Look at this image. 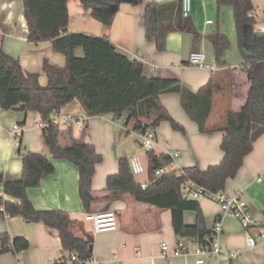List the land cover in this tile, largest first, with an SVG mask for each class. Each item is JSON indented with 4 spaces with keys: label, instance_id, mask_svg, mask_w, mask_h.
<instances>
[{
    "label": "crops",
    "instance_id": "crops-1",
    "mask_svg": "<svg viewBox=\"0 0 264 264\" xmlns=\"http://www.w3.org/2000/svg\"><path fill=\"white\" fill-rule=\"evenodd\" d=\"M163 1L165 0H142L137 4L123 1L114 12L111 25L104 27L79 0H67L69 19L66 31L83 32L92 36L105 35L120 53L143 64V75L146 78L175 79L195 91L208 81L216 69L210 36L217 31L226 34V11L232 12V7H218L217 0H191L189 19L193 29L201 33L199 42L194 45L192 33L188 31L169 30L165 32L163 48L158 50L154 39H146L144 10L149 2ZM256 12H259L258 18L260 11ZM206 19H211L212 23L205 24ZM254 28L264 30V26L256 24ZM233 29L232 41L236 39L235 28ZM0 40L3 50L18 58L24 72L39 73L38 81L41 84H46V75L41 67L43 59L59 67L64 65V56L53 50L50 39L39 42L28 40L22 0H0ZM197 50L204 52L206 62L212 65L211 69L194 67L188 63L189 54ZM76 54L82 55V49L77 48ZM223 59L231 67L233 80L230 87L222 88L224 78L219 76L220 87L214 94L211 112L205 124L209 130L203 132L197 128L196 122L181 106L178 93L170 91L159 95L163 106L184 128L183 132L172 129L168 121H163L154 128L156 141L152 150L156 155L172 154V170L194 165L205 169L210 165H217L222 159L220 141L224 131L220 126L223 125L227 111H237L244 104L250 85V78L241 71V59L238 62L229 61L226 51ZM52 116L61 125L62 146L66 147L71 143L66 132L69 125L73 138L89 142L102 155L91 178L92 194L96 200L91 203L87 212L112 210L117 214V226L115 230H93L91 222L85 220L87 212L78 196L77 167L70 161L55 159L49 154L48 158L55 165L54 173L41 179L36 188H29L27 197L36 209L58 208L66 211L73 219L70 230L77 236L92 237V255L85 263L196 264L193 254L169 253L180 239L172 227L170 210L139 202L128 193L114 195L105 191V179L109 174L117 173L119 157L129 158L134 152L139 153L144 167V171L135 175L134 179L141 185L151 182L149 162L146 151L140 146L139 132L125 126L123 118L115 119L111 113L86 117L76 100L67 103ZM36 121L38 116L34 112L0 109V171L5 179L20 178L23 167L20 151L47 152L42 142V127ZM84 121L86 127L83 135L81 130ZM13 124L21 127L19 136L17 131H12ZM253 143L252 151L243 158V164L234 179L227 180L223 191L232 195L234 191L241 190L243 200L258 218L260 226L243 228L236 218L221 216L219 202L201 196L197 202L204 216L205 226L211 229L218 218L223 226V231L216 239L222 252L218 257L206 256L203 264H264V246L257 244L248 248L245 242L248 235L264 231V133ZM195 220L196 212L185 210L184 224H193ZM5 232L11 238L23 236L29 245L20 253L6 251L0 254V264H52V261L57 262L66 255V250L61 247L58 231L43 222H27L22 216L3 217L0 214V234ZM161 242L169 245V252L166 254L162 253ZM194 246H190V249ZM236 250L239 257L236 260L230 259L228 252Z\"/></svg>",
    "mask_w": 264,
    "mask_h": 264
},
{
    "label": "trees",
    "instance_id": "trees-1",
    "mask_svg": "<svg viewBox=\"0 0 264 264\" xmlns=\"http://www.w3.org/2000/svg\"><path fill=\"white\" fill-rule=\"evenodd\" d=\"M90 14L109 27L114 13L108 6L123 0H79ZM142 0L131 1L133 4ZM23 16L26 20L28 40L39 42L49 40L53 50L64 56V65L59 67L42 60L41 67L46 75V84L38 81L39 73H26L20 67L18 58L3 50L0 40V109L10 110L23 103L24 111H31L43 123L41 137L47 152L20 151L22 172L17 180H7L0 171L1 216H22L27 222H43L58 231L61 247L73 251L76 260L72 264H86L92 255V237L77 236L70 230L73 219L64 210L39 209L27 197L29 188L40 185L41 179L51 176L55 165L47 154L55 159L70 161L78 170V196L87 212L96 200L92 191V176L97 163L101 162L95 147L87 141L75 139L71 126L66 132L71 143L60 144L61 125L53 120V114L74 100L86 117L113 114L123 118L125 126L139 133H146L163 121L172 129L184 131L160 101V94L176 92L180 104L196 122L200 131L209 130L205 124L209 118L215 92L219 89V76L224 78L222 88L232 84L231 67L223 59L230 47L228 37L217 31L210 36L214 50L216 69L206 83L192 91L178 80L143 75V64L120 53L105 35L92 36L86 33L66 31L68 24L67 0H22ZM218 7L230 5L233 12V28L236 32L240 68L250 78L246 100L237 111H227L223 125L224 135L220 141L223 152L217 165L205 169L197 165L170 170L153 176L151 182L142 186L132 174L127 157H119L118 171L106 177L105 191L114 195L128 193L139 202L171 211L174 232L184 242L192 239L202 248L212 246L211 229L205 226L204 216L197 199L184 197V183L194 182L210 192L223 191L227 180L234 179L243 164V158L253 149L254 141L264 133V30L254 28L257 14L252 0H217ZM146 39L155 40L161 50L165 32L184 30L192 33V42L197 45L201 33L193 29L189 17L181 14V0L149 2L145 6ZM82 49V55L76 49ZM85 121L82 134L85 133ZM149 172L162 163H170L169 154L156 155L146 151ZM5 196L16 199L13 201ZM185 210L196 212L193 224H184ZM11 239V242H10ZM29 243L22 237L11 238L8 233L0 234V254L6 251L20 253ZM54 264H65L57 261Z\"/></svg>",
    "mask_w": 264,
    "mask_h": 264
},
{
    "label": "built area",
    "instance_id": "built-area-1",
    "mask_svg": "<svg viewBox=\"0 0 264 264\" xmlns=\"http://www.w3.org/2000/svg\"><path fill=\"white\" fill-rule=\"evenodd\" d=\"M191 10V0H181V14L183 17H189ZM259 12H256V14ZM258 15V14H257ZM205 24H211V19H206ZM188 63H190L194 67H203L211 69L212 65L209 62H206L205 55L202 50L193 51L188 56ZM36 124L40 127H43V123L40 121H36ZM21 127L17 124L12 125V131L15 133L17 131V135L19 136V132ZM131 136V132L129 133ZM140 136V146L147 151L151 149L153 144L156 141V132L154 128H150L146 131V133L142 134L139 133ZM172 158V154H169ZM128 162L130 163V168L132 174H138L144 171V167L140 162L139 153L134 152V154L130 155L128 158ZM172 164V160L170 163H162L158 168L154 170V176H159L164 174L170 170ZM145 186V184H142ZM2 190V185L0 184V194ZM182 194L184 197L198 199L201 196H206L216 202H219L221 216H228L232 218H236L240 225L243 228L248 229L251 227H259V220L258 218L248 209L245 201L242 198L241 190L234 191V194L227 195L224 191H217V192H210L203 187L197 186L192 181H187L184 183ZM0 211L3 212V207L0 206ZM85 220L90 221L93 227V230L96 232H101L104 230H115L117 226V214L112 210H103V211H89L87 215H85ZM211 228V237H212V246L210 248H202L199 244L194 242L192 239L186 240L184 242L182 239H179L176 242L174 248L171 249L169 252V245L166 242H161V250L163 254L169 252L171 255H186V254H193L195 256L194 260L196 264H203L205 263L206 256H215L218 257L219 254L222 252V248L220 244L217 243L216 239L223 231V226L221 219L218 218L212 225ZM11 242V239H10ZM246 246L248 248H252L257 244H261L264 246V231L258 233L257 235H248L246 237ZM195 245L193 249H190V246ZM228 257L232 260H236L239 257V252L236 251H229ZM76 260V254L73 251L66 250V255L64 258L60 259L59 261L64 262L65 264H72V261ZM55 262L52 261V264Z\"/></svg>",
    "mask_w": 264,
    "mask_h": 264
},
{
    "label": "rangeland",
    "instance_id": "rangeland-1",
    "mask_svg": "<svg viewBox=\"0 0 264 264\" xmlns=\"http://www.w3.org/2000/svg\"><path fill=\"white\" fill-rule=\"evenodd\" d=\"M253 2L255 5V10L260 11V14L257 18L256 25L257 26L259 25L262 27V26H264V0H253ZM224 27L226 30L225 35L228 37V39L230 41V44H229L230 47L226 50V53L228 54L229 61L238 62V60L240 59L239 52H238V45L236 44V39L232 41V38H231V35L234 32L233 25H232V12H231V10L226 11ZM254 27H255V25H254ZM135 175H137V174H135ZM153 176H154V174L151 173L150 179Z\"/></svg>",
    "mask_w": 264,
    "mask_h": 264
},
{
    "label": "water",
    "instance_id": "water-1",
    "mask_svg": "<svg viewBox=\"0 0 264 264\" xmlns=\"http://www.w3.org/2000/svg\"><path fill=\"white\" fill-rule=\"evenodd\" d=\"M124 2H131V1H134V0H123ZM117 7H118V4L117 3H113L112 5H109L108 6V11H110V12H112V13H114L115 11H116V9H117ZM25 109V105L23 104V103H21V104H19L18 106H16V107H12V110L13 111H23ZM91 246V245H90ZM91 248H92V246H91Z\"/></svg>",
    "mask_w": 264,
    "mask_h": 264
}]
</instances>
